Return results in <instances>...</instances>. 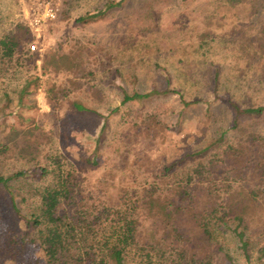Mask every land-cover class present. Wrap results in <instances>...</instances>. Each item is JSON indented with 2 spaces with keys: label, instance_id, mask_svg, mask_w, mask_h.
Instances as JSON below:
<instances>
[{
  "label": "rangeland",
  "instance_id": "obj_1",
  "mask_svg": "<svg viewBox=\"0 0 264 264\" xmlns=\"http://www.w3.org/2000/svg\"><path fill=\"white\" fill-rule=\"evenodd\" d=\"M114 1L0 0V39L21 35L20 26L28 27L32 36L12 62L0 59V152L4 145L10 147L0 153V174L34 170L33 157L24 153L30 148L40 165L48 157L58 158L78 170L88 193L115 200L125 189L141 192L176 162L191 167L188 157L224 132L239 144L228 99L246 107L264 105V0L235 6L230 0H130L103 19L78 22ZM50 4L56 11L53 19L45 16ZM55 51L69 55L79 67L44 76L43 64ZM161 73L179 93L164 100L171 110L162 118L167 127L148 131L141 125L135 130L121 115L130 111L133 121L137 111L145 114L154 104L124 107L121 88L130 93L163 90ZM51 87L55 101L47 92ZM95 90L106 104L101 105ZM73 100L103 115L121 106L120 116L109 120L103 146L97 147L96 139L104 120L75 111L69 105ZM206 101L214 107L202 103ZM255 170L236 177L225 166V188L264 191V179ZM258 200L263 204L254 213L261 227L255 232L263 245L264 196ZM222 241L238 264H264L260 244L247 262L230 233ZM0 264H46L37 231L14 211L2 188ZM215 264H226L224 256Z\"/></svg>",
  "mask_w": 264,
  "mask_h": 264
},
{
  "label": "trees",
  "instance_id": "obj_2",
  "mask_svg": "<svg viewBox=\"0 0 264 264\" xmlns=\"http://www.w3.org/2000/svg\"><path fill=\"white\" fill-rule=\"evenodd\" d=\"M129 1L111 2L78 22L88 24L103 19L110 12L123 9ZM230 1L235 6L243 0ZM19 28L21 35L14 33L0 39V59L5 63L12 62L32 37L28 27ZM77 67L75 59L55 51L48 55L42 71L48 76ZM161 75L165 79L163 90L130 93L121 88L124 107L154 104L145 114H141L143 109L137 111L133 121L130 111L121 115L122 120L131 121L135 130L140 131L141 125L148 131L167 127L162 118L171 110L164 100L179 93L172 88L169 76ZM47 92L54 96L50 100L55 101V89L51 87ZM94 96L101 105L106 104L102 92L95 90ZM181 100L185 102L183 97ZM228 101L233 113L232 134L241 137L238 145L224 132L188 157L193 162L191 167L185 165L186 161L176 162L165 167L153 182L146 183L141 192L135 187L125 189L115 200L88 193L78 170L62 160L48 157L45 165H40L34 151L25 149L36 168L10 176L0 174V188L10 196L14 211L37 231L46 264H215L220 254L226 264H238L224 249L225 233L238 241L250 262L260 244L255 230L261 227V219L254 209L261 208L263 202L258 197L264 196V191H231L222 180L225 166L231 167L236 177L256 169L264 179V105L246 107ZM202 103L210 108L215 104ZM69 105L79 113L104 120L97 147L106 142L109 120L122 112L120 106L103 115L82 100L70 101ZM4 146L2 154L10 148ZM94 163L98 165L97 161ZM261 246L260 259L264 258V243Z\"/></svg>",
  "mask_w": 264,
  "mask_h": 264
},
{
  "label": "built area",
  "instance_id": "obj_3",
  "mask_svg": "<svg viewBox=\"0 0 264 264\" xmlns=\"http://www.w3.org/2000/svg\"><path fill=\"white\" fill-rule=\"evenodd\" d=\"M55 15H56V11H55V9L53 8V6H52V4H50V5H48L47 6V10H46V18H48V19H53V18H55ZM40 22L38 21L37 23H36V25H38ZM35 25V26H36ZM31 49L32 50H36V46H32L31 47Z\"/></svg>",
  "mask_w": 264,
  "mask_h": 264
}]
</instances>
